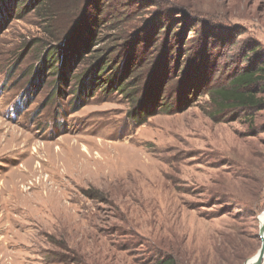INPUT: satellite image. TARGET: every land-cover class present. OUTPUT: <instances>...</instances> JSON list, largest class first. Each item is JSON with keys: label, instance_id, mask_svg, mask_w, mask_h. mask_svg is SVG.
Listing matches in <instances>:
<instances>
[{"label": "rangeland", "instance_id": "374dc122", "mask_svg": "<svg viewBox=\"0 0 264 264\" xmlns=\"http://www.w3.org/2000/svg\"><path fill=\"white\" fill-rule=\"evenodd\" d=\"M1 1L0 264L254 256L264 93L212 117L207 89L264 59V0ZM82 26L97 41L58 79L52 39ZM124 63L134 85L121 91ZM145 94L169 109L139 121Z\"/></svg>", "mask_w": 264, "mask_h": 264}, {"label": "trees", "instance_id": "16d2710c", "mask_svg": "<svg viewBox=\"0 0 264 264\" xmlns=\"http://www.w3.org/2000/svg\"><path fill=\"white\" fill-rule=\"evenodd\" d=\"M0 0V4H1ZM32 2V1H31ZM22 4L20 0L17 4ZM23 9L25 7L23 6ZM22 10V8H21ZM82 29L79 33L80 36L77 39L71 38L69 40V35L66 32H62L59 36L53 37L52 41L55 43H61L59 49H53L47 56V67L53 70L56 73L58 79L64 77L65 81L68 79V76L71 77L70 70L68 69L69 65H73L76 62L78 64V59H81L85 54L92 52V48L96 43L95 29L89 26H82ZM87 32V33H86ZM65 47V48H64ZM61 48V50H60ZM59 59V64L55 62V58ZM104 60L100 62H94L90 64L87 68L88 73H96V69L99 73H103L106 68L105 60H108L109 56H103ZM56 63V64H55ZM132 67V66H131ZM132 73V68H128V65L124 63L123 67L120 68L121 81L116 85L125 91L126 89L132 88L134 84L123 82L126 72ZM96 78H99V75H95ZM119 76L114 78V75L108 76L107 80L112 87L111 82L115 80L118 81ZM114 78V79H112ZM106 82V81H105ZM112 89V88H111ZM78 91V90H77ZM164 93V90L158 92ZM263 93H264V59L256 62L250 67L242 68L234 73L228 75V78L225 82L219 84H213L207 89V95L209 97L210 103L212 104V110L209 115L216 117L218 114L229 109L230 111L237 108L244 109H253L259 107L263 103ZM158 97V96H156ZM144 100L145 108L140 112V117L142 121L147 115H151L153 111L157 109H163L167 107V104L157 101V98L150 96V94H145L142 98ZM168 108V107H167ZM169 109V108H168ZM138 115V112L136 113ZM156 264H173L171 258L158 261Z\"/></svg>", "mask_w": 264, "mask_h": 264}, {"label": "water", "instance_id": "95a60500", "mask_svg": "<svg viewBox=\"0 0 264 264\" xmlns=\"http://www.w3.org/2000/svg\"><path fill=\"white\" fill-rule=\"evenodd\" d=\"M258 236L260 238V247L257 250L256 258L252 261L248 259L243 264H262L264 261V222L259 226Z\"/></svg>", "mask_w": 264, "mask_h": 264}, {"label": "bare ground", "instance_id": "6f19581e", "mask_svg": "<svg viewBox=\"0 0 264 264\" xmlns=\"http://www.w3.org/2000/svg\"><path fill=\"white\" fill-rule=\"evenodd\" d=\"M15 139V138H14ZM262 222H264V212L259 216V223L261 224ZM257 253V252H256ZM256 258V254L254 256H252L250 259H248L249 261H252Z\"/></svg>", "mask_w": 264, "mask_h": 264}]
</instances>
